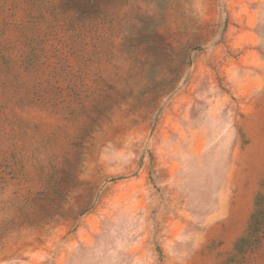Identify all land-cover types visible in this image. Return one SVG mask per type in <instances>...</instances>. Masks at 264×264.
<instances>
[{
	"label": "rangeland",
	"instance_id": "obj_1",
	"mask_svg": "<svg viewBox=\"0 0 264 264\" xmlns=\"http://www.w3.org/2000/svg\"><path fill=\"white\" fill-rule=\"evenodd\" d=\"M0 264H264V0H0Z\"/></svg>",
	"mask_w": 264,
	"mask_h": 264
}]
</instances>
